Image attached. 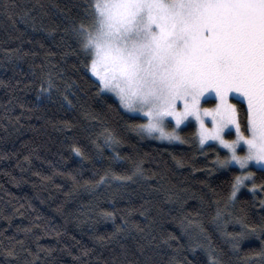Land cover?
<instances>
[{"label": "trees", "instance_id": "obj_1", "mask_svg": "<svg viewBox=\"0 0 264 264\" xmlns=\"http://www.w3.org/2000/svg\"><path fill=\"white\" fill-rule=\"evenodd\" d=\"M83 7L84 0H0V264H143L145 254L152 264H211L209 251L221 264H261L253 252L264 235L234 249L225 233L240 231L238 216L264 224V192L244 187L227 203L239 170L214 171L215 152L181 142L192 125L178 142L141 138L128 127L140 116L110 93L96 95L70 31ZM109 134L121 143L110 146ZM137 163L143 175L135 183L111 178ZM117 226L125 231L112 238ZM6 248L18 255L7 257Z\"/></svg>", "mask_w": 264, "mask_h": 264}, {"label": "snow or ice", "instance_id": "obj_2", "mask_svg": "<svg viewBox=\"0 0 264 264\" xmlns=\"http://www.w3.org/2000/svg\"><path fill=\"white\" fill-rule=\"evenodd\" d=\"M83 13L70 31L84 54V67L95 78L97 96L112 93L119 107L141 114L140 123L128 125L132 131L141 138L181 140L179 126L194 120L196 130L181 142L193 143L205 155V149L215 152L214 171L239 170L227 203H235L237 192L249 183L254 196L257 189L264 192V182L257 185L251 171L256 167L264 174V0H84ZM210 98L213 106L202 107ZM107 140L110 146L121 143L111 134ZM73 151L84 156L76 145ZM138 175H143L139 163L131 174L113 173L111 178L135 183ZM106 177L95 186L106 183ZM259 203L264 208V199ZM105 216L114 219L113 213ZM233 219L240 231L225 234L233 237L234 249L248 236L264 235V224ZM123 231L117 226L110 236L118 238ZM138 247L145 253L144 245ZM4 254L18 255L13 248ZM253 255L264 264V240ZM208 257L211 264H221L213 252ZM143 264H152L146 254Z\"/></svg>", "mask_w": 264, "mask_h": 264}, {"label": "rangeland", "instance_id": "obj_3", "mask_svg": "<svg viewBox=\"0 0 264 264\" xmlns=\"http://www.w3.org/2000/svg\"><path fill=\"white\" fill-rule=\"evenodd\" d=\"M91 74V73H90ZM94 78V77H93ZM111 95H113L112 93H110ZM114 96V95H113ZM115 97V96H114ZM116 98V97H115ZM117 99V98H116ZM211 100H213L212 102H210V103H202V107H208V108H211L212 106H213V103H215V100L214 99H212V98H210ZM118 100V99H117ZM131 114H133V115H137V116H141V114H139V113H131ZM173 123H174V121H173ZM186 125H192L193 126V129H194V131L196 130V124H195V121L193 120V121H191V123H189V122H185L184 124H181L180 126H179V129H178V133H179V135H180V137H181V134H180V130H181V128L182 127H184V126H186ZM233 135H234V133H233ZM155 138V137H154ZM229 139H231V137H228ZM156 139V138H155ZM158 140H160V139H158ZM160 141H168L167 139H164V140H160ZM178 141H180V140H173V141H170V142H178ZM253 168H255V169H257L256 167H253ZM244 187H241L240 188V190L237 192V194L243 189ZM250 188H251V183H249V191H250ZM251 192V191H250Z\"/></svg>", "mask_w": 264, "mask_h": 264}]
</instances>
